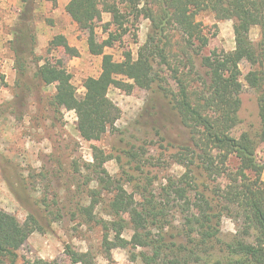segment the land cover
I'll return each mask as SVG.
<instances>
[{"label": "trees", "instance_id": "trees-1", "mask_svg": "<svg viewBox=\"0 0 264 264\" xmlns=\"http://www.w3.org/2000/svg\"><path fill=\"white\" fill-rule=\"evenodd\" d=\"M66 8L87 35L89 53L101 57L100 74L85 79L82 96L62 62H46L36 74L46 85H57L52 105L75 113L80 136L93 143L115 129L120 109L108 98L110 88L126 93L139 88L153 102L164 99L186 137L170 155L171 163L183 169L180 175L157 184L143 175L146 160L131 150L129 162L142 175L126 182L130 191L126 183L99 175L111 194L109 219H96L91 206L81 212L101 227L105 255L132 247L140 249L143 264H264V165L256 160L258 147L264 146V0H69ZM103 11L123 33L127 18L149 19L150 32L135 59L115 61L105 52L120 35L108 32L99 40L95 23ZM203 12L217 21H234V50L205 54L210 37L196 21ZM252 27L260 30L256 44L249 38ZM50 45L77 56L61 36ZM242 63L249 66L245 84ZM245 87L256 94L259 124L254 132L237 134ZM93 158L100 167L107 159L95 146ZM223 218L237 223L227 242L220 238ZM128 227L130 240L123 237ZM40 229L34 218L20 223L0 209V264H16L17 252ZM64 254L69 264H95L89 251L66 246Z\"/></svg>", "mask_w": 264, "mask_h": 264}, {"label": "rangeland", "instance_id": "rangeland-1", "mask_svg": "<svg viewBox=\"0 0 264 264\" xmlns=\"http://www.w3.org/2000/svg\"><path fill=\"white\" fill-rule=\"evenodd\" d=\"M68 2L0 0V209L20 223L32 217L41 228L17 252L16 264H69L66 246L89 251L95 264H143L139 248L113 249L107 257L101 246V227L81 209L91 206L96 219H109L106 206L111 194L99 175L122 183L140 177L141 171L126 155L130 150L146 160L143 175L157 184L167 176L180 175L183 169L171 163L170 155L186 137L164 99L153 102L149 92L139 88L131 93L109 89L108 98L120 109V116L115 129L93 143L78 133L73 111L52 105L58 87L42 82L36 74L40 66L62 62L78 96L84 94L85 79L101 71V57L89 53L87 35L69 15ZM111 21V14L103 11L95 23L99 40L106 39L108 32L120 35L105 52L115 61L135 59L150 32L149 19L143 15L137 21L127 18L124 33ZM196 21L210 37L205 54L235 49L233 20L217 21L212 13L203 12ZM56 36L65 38L77 56L51 46ZM259 36V28L252 27L250 40L256 44ZM240 70L245 84L249 66L242 63ZM240 100L237 134L254 132L259 124L256 94L245 87ZM93 146L107 158L102 167L93 158ZM256 160L264 165L262 145ZM126 184L130 191L131 183ZM236 230V222L223 218L221 240H231ZM131 236L128 227L123 237L130 240Z\"/></svg>", "mask_w": 264, "mask_h": 264}]
</instances>
